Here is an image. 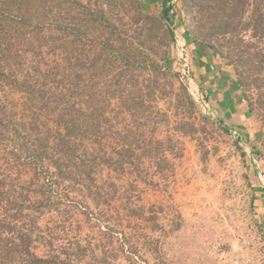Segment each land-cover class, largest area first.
<instances>
[{"label": "rangeland", "instance_id": "374dc122", "mask_svg": "<svg viewBox=\"0 0 264 264\" xmlns=\"http://www.w3.org/2000/svg\"><path fill=\"white\" fill-rule=\"evenodd\" d=\"M80 1L94 7L102 0ZM142 1L149 14L159 15L161 0ZM178 1L170 14L175 34L170 60L158 58L162 70L175 76H159L155 84L151 69L142 71L143 114L129 118L113 105L119 116L102 123L108 155L116 156V139L128 124L134 153L123 168L99 160L91 185L102 188L97 203L81 185L57 178L45 162L19 154L11 138L0 140V219L32 231L39 256L59 255L67 264H264V126L257 120L259 142L236 138V130L224 129L211 109L195 100L188 80H181L177 41L185 39L190 76L209 105ZM158 40L149 41L150 57L161 51ZM18 98L6 89L2 108L19 116ZM254 146H262L261 157Z\"/></svg>", "mask_w": 264, "mask_h": 264}, {"label": "trees", "instance_id": "16d2710c", "mask_svg": "<svg viewBox=\"0 0 264 264\" xmlns=\"http://www.w3.org/2000/svg\"><path fill=\"white\" fill-rule=\"evenodd\" d=\"M177 6L188 18L183 33L190 45L208 47L234 70L249 112L264 126V0H179ZM173 8V0H161L159 15L149 14L142 0H102L94 7L80 0H0V100L8 89L21 108L16 116L0 101V140L11 138L19 154L45 162L97 203L102 188L91 185L99 160L118 169L134 153L128 124L116 139V156L108 155L100 134L102 123L120 114L112 106L137 118L142 71L151 69L155 84L159 76H175L158 62L170 60ZM156 37L161 51L150 57ZM262 146H254L257 156ZM32 244V231L0 219V264L66 263L59 255L39 256Z\"/></svg>", "mask_w": 264, "mask_h": 264}, {"label": "crops", "instance_id": "0c3cea01", "mask_svg": "<svg viewBox=\"0 0 264 264\" xmlns=\"http://www.w3.org/2000/svg\"><path fill=\"white\" fill-rule=\"evenodd\" d=\"M191 52L197 58L195 75L206 91L209 108L218 123L226 130L234 129L242 137L259 142L261 127L248 110L234 70L208 47H194Z\"/></svg>", "mask_w": 264, "mask_h": 264}, {"label": "built area", "instance_id": "2783aa9c", "mask_svg": "<svg viewBox=\"0 0 264 264\" xmlns=\"http://www.w3.org/2000/svg\"><path fill=\"white\" fill-rule=\"evenodd\" d=\"M176 0H173L175 2ZM174 13V11H172ZM177 49H178V56L179 61L181 62L180 65L182 66V76L181 80L184 82L185 80H188L190 85V92L195 98L197 102L203 103L205 108L207 109L209 105L205 102L204 94H200L199 89L194 86V82L189 69V52L187 50V43L184 39V41H177ZM234 135L236 138H242L241 134L237 131H234Z\"/></svg>", "mask_w": 264, "mask_h": 264}]
</instances>
